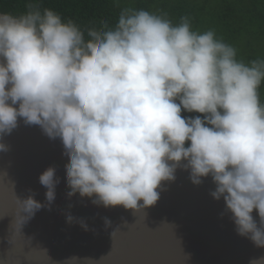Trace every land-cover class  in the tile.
<instances>
[{
  "label": "clouds",
  "instance_id": "clouds-1",
  "mask_svg": "<svg viewBox=\"0 0 264 264\" xmlns=\"http://www.w3.org/2000/svg\"><path fill=\"white\" fill-rule=\"evenodd\" d=\"M25 8L0 13V152L20 121L38 126L63 145L68 196L105 208L154 206L177 170L210 177L237 235L264 248V58L237 59L188 16L129 6L85 33L39 0ZM58 182L53 166L39 176L49 204ZM21 202L23 223L44 206Z\"/></svg>",
  "mask_w": 264,
  "mask_h": 264
},
{
  "label": "water",
  "instance_id": "water-1",
  "mask_svg": "<svg viewBox=\"0 0 264 264\" xmlns=\"http://www.w3.org/2000/svg\"><path fill=\"white\" fill-rule=\"evenodd\" d=\"M3 142L9 150L0 152V264H264V248L237 235L223 199L210 195V177L196 186L177 170L154 206L105 208L68 196L59 139L20 121ZM49 166L59 180L51 204L39 183ZM28 196L44 206L23 223Z\"/></svg>",
  "mask_w": 264,
  "mask_h": 264
},
{
  "label": "trees",
  "instance_id": "trees-1",
  "mask_svg": "<svg viewBox=\"0 0 264 264\" xmlns=\"http://www.w3.org/2000/svg\"><path fill=\"white\" fill-rule=\"evenodd\" d=\"M28 0H0V12L19 15ZM41 8H51L62 19L73 20L82 30L113 27L124 7L165 13L173 24L188 16L194 31L214 30L217 38L236 48L237 59L248 63L264 58V0H39ZM264 103V83L261 85ZM185 116L198 113H182Z\"/></svg>",
  "mask_w": 264,
  "mask_h": 264
}]
</instances>
